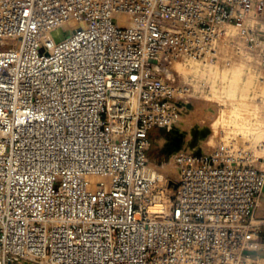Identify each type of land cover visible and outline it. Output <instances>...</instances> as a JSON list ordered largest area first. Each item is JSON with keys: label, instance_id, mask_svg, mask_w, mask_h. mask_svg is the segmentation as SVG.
<instances>
[{"label": "built area", "instance_id": "1", "mask_svg": "<svg viewBox=\"0 0 264 264\" xmlns=\"http://www.w3.org/2000/svg\"><path fill=\"white\" fill-rule=\"evenodd\" d=\"M185 56L264 81V0H0V264H264V135L149 160Z\"/></svg>", "mask_w": 264, "mask_h": 264}, {"label": "rangeland", "instance_id": "2", "mask_svg": "<svg viewBox=\"0 0 264 264\" xmlns=\"http://www.w3.org/2000/svg\"><path fill=\"white\" fill-rule=\"evenodd\" d=\"M170 63L173 66V81L190 84L192 95L186 105L180 106L181 115L175 129H154L150 133L153 145L148 152L151 153L149 160L156 162L161 172L176 176L168 162L178 152L210 150L224 136L236 134L244 138H260L264 135V81L253 73L251 64L240 61L216 68L187 56L175 60L164 58L165 65ZM206 126L211 129L207 138ZM187 130L190 136L199 130L198 138L191 137L187 142ZM175 131L183 133L184 140L180 148L170 153L164 137H174ZM260 252L264 256V250Z\"/></svg>", "mask_w": 264, "mask_h": 264}, {"label": "bare ground", "instance_id": "3", "mask_svg": "<svg viewBox=\"0 0 264 264\" xmlns=\"http://www.w3.org/2000/svg\"><path fill=\"white\" fill-rule=\"evenodd\" d=\"M70 24L73 25L75 28H78V27H81L83 25V22H80V21H75V20H71L70 21ZM213 75V74H212ZM175 129V128H173ZM179 130V129H178ZM186 138L185 140L188 142L191 139L193 138H198V133L199 130H196L195 132L192 133V136H190V132L187 130L186 131ZM211 133V129L210 127L206 126V132H205V138H207V136ZM175 136L172 137V138H167V137H164L165 141V145H166V149L170 152V153H173L174 151H176L178 148L181 147V144L183 142V138H184V135L183 133L181 132H178V131H175ZM164 141V140H163ZM162 168V167H161ZM92 182H93V185L96 184V182L100 181V180H105L106 177L104 176H97V175H92L90 176Z\"/></svg>", "mask_w": 264, "mask_h": 264}, {"label": "trees", "instance_id": "4", "mask_svg": "<svg viewBox=\"0 0 264 264\" xmlns=\"http://www.w3.org/2000/svg\"><path fill=\"white\" fill-rule=\"evenodd\" d=\"M148 156H151V153H149Z\"/></svg>", "mask_w": 264, "mask_h": 264}]
</instances>
